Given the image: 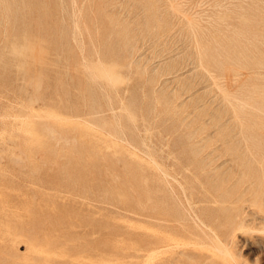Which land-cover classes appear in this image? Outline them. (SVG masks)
Returning <instances> with one entry per match:
<instances>
[{
  "label": "rangeland",
  "instance_id": "1",
  "mask_svg": "<svg viewBox=\"0 0 264 264\" xmlns=\"http://www.w3.org/2000/svg\"><path fill=\"white\" fill-rule=\"evenodd\" d=\"M27 1L0 20V264H264V0Z\"/></svg>",
  "mask_w": 264,
  "mask_h": 264
},
{
  "label": "bare ground",
  "instance_id": "2",
  "mask_svg": "<svg viewBox=\"0 0 264 264\" xmlns=\"http://www.w3.org/2000/svg\"><path fill=\"white\" fill-rule=\"evenodd\" d=\"M6 1L7 0H0V20L2 21V22H4V23H6V26H5V29L6 30H8V28H9V20H10V15H9V9H8V6H7V4H6ZM76 1V0H75ZM169 2H171V1H169ZM173 2H175V1H173ZM172 2V3H173ZM60 3H62V2H60ZM176 4V3H175ZM27 5H29V8H28V11H29V13H30V19H26V16L25 15H23V17H24V22H26V21H30L31 23H35L36 24V8H35V1L34 0H29V1H27ZM67 6V5H66ZM173 6H174V4H173ZM169 7H171V6H169ZM64 8V7H63ZM173 8V7H172ZM181 13V12H180ZM186 16V15H185ZM189 18H190V16H189ZM72 22V21H71ZM76 25V24H75ZM38 27V26H37ZM75 27V26H74ZM77 27V26H76ZM78 28V27H77ZM60 31V30H59ZM194 34H195V32H194ZM35 35H37V28H35V27H33V30H31V32H30V37H32V36H35ZM74 36V35H73ZM72 36V37H73ZM75 39V38H74ZM76 42V41H75ZM82 43V42H81ZM264 45V44H263ZM80 49V48H79ZM260 50V49H259ZM84 51V50H83ZM197 54V53H196ZM199 60H200V58H199ZM200 63V62H199ZM88 65V64H87ZM202 65V64H201ZM203 68H205V67H203ZM207 70V69H206ZM90 75V74H89ZM212 77V76H211ZM214 79H216V78H214ZM102 85V84H101ZM104 89V88H103ZM107 93V92H106ZM105 94V93H104ZM106 99V98H105ZM109 102H110V100H109ZM113 106V105H112ZM118 117V116H117ZM119 127V126H118ZM119 129V128H118ZM124 134V133H123ZM161 170V169H160ZM183 190V189H182ZM186 197V196H185ZM202 221V223H205L206 225H207V223L204 221V220H201ZM243 230V229H242ZM241 231V230H240ZM261 231V230H260ZM155 246H157V245H155Z\"/></svg>",
  "mask_w": 264,
  "mask_h": 264
}]
</instances>
